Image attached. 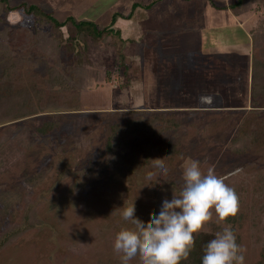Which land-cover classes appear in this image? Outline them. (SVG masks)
Returning <instances> with one entry per match:
<instances>
[{"label": "rangeland", "instance_id": "obj_1", "mask_svg": "<svg viewBox=\"0 0 264 264\" xmlns=\"http://www.w3.org/2000/svg\"><path fill=\"white\" fill-rule=\"evenodd\" d=\"M234 1L156 0L149 10L124 4L118 6L124 12L110 15L119 16L118 35L106 33L85 49H71L67 27L56 32L7 7L35 4L62 22L67 15L78 21L93 14L83 6L74 0H0V77L11 70L15 87L51 104L46 112L0 124V233L23 223L25 204L36 202L44 222L41 230L31 229L0 248V264H121L114 238L122 228L134 227L122 219L123 208L134 203L135 218L147 223L164 199L179 196L183 171L192 161L202 171L212 168L239 197L236 221L218 224L214 214L204 232L215 238L230 225L246 249L244 264L260 260L264 6L246 2L234 13L228 7ZM101 18L95 23L107 26L109 19ZM216 30L226 46L215 42ZM209 51L218 54L207 56ZM120 53L124 61L116 58ZM51 68L64 86L51 78ZM138 118L144 131L115 130L112 150L105 154L112 126ZM44 120L58 126L40 135L35 128ZM82 167L90 169L62 174ZM74 182L83 185L81 195L69 194ZM130 264H139L138 258Z\"/></svg>", "mask_w": 264, "mask_h": 264}, {"label": "clouds", "instance_id": "obj_2", "mask_svg": "<svg viewBox=\"0 0 264 264\" xmlns=\"http://www.w3.org/2000/svg\"><path fill=\"white\" fill-rule=\"evenodd\" d=\"M183 181L179 196L164 199L159 214L151 213L147 223L135 218L134 203L122 207V219L134 227L122 228L114 238L113 251L121 264L137 258L139 264H181L189 259L195 236L206 231L214 214L218 224L238 215L235 189L212 168L202 171L199 162L192 161L183 171ZM245 252L228 225L206 244L202 264H244Z\"/></svg>", "mask_w": 264, "mask_h": 264}, {"label": "trees", "instance_id": "obj_3", "mask_svg": "<svg viewBox=\"0 0 264 264\" xmlns=\"http://www.w3.org/2000/svg\"><path fill=\"white\" fill-rule=\"evenodd\" d=\"M259 1L262 6H264V0H235L232 4L228 7L230 10H234V13L242 7V5L246 2H255ZM22 10L26 14L32 15L36 20L40 23H47L52 26L54 31L59 32L62 28L67 27V37L68 43L71 49L79 48L85 49L86 45L89 41H97L103 34L110 33L113 35H118L119 30L114 29L115 20L119 17L118 14L111 16V19L107 26H99L97 23L88 20H80L75 21L72 17H68L64 21H58L51 12L45 11L43 8L39 7L38 5L31 4V3H21L15 7L8 6L7 11H18ZM122 17V16H121ZM69 25V26H68ZM71 27V28H70ZM253 35V43L252 47L256 48L257 45V34ZM62 38V36H58ZM54 50V51H53ZM51 50L53 53L57 51V48L54 47ZM79 58V57H78ZM116 58L121 61H124L123 55L117 54ZM257 60L252 58V65H256ZM51 78L55 79L58 83L62 86L65 84L64 78L56 73L54 68L50 70ZM252 81H253V74H252ZM49 83V82H48ZM16 81L15 77L12 74V71L7 69L0 77V124L19 120L21 118L27 117L29 115H33L37 111H44L46 112L45 106H50L51 104H45L47 101H44L43 98L36 97V99H32L26 90L23 88L15 87ZM50 87L52 85L48 84ZM253 86V85H252ZM254 85L252 88H255ZM56 105L53 107L55 108ZM58 108V107H57ZM56 108V109H57ZM151 123V122H150ZM145 122L138 118L137 120H127L123 124H115L112 126V134L106 140L104 152L108 154L111 152L113 147V142L115 139V130L123 131L126 135L133 134L136 132L144 131L146 128ZM56 126H58L57 121H49L44 120L41 125L35 128L36 133L40 135H47L49 134ZM87 169L90 167H82L79 170H64L63 175H74L77 176L79 174H86ZM83 185L79 182H74L72 186L69 187L68 192L71 196H75L77 193L78 195L82 194ZM36 202L33 204H25L22 209L24 210L23 213V220L21 224H18L10 229L0 233V248H5L12 244V242L27 231L31 229L41 230L43 228L44 222L41 218L37 216L36 212ZM231 222L236 221V216L234 218L228 219ZM234 231V230H233ZM237 237V236H236ZM213 234L208 232H201L200 234L195 236V247L191 251L189 259L187 261H182L181 264H202V256L203 250L206 244L213 239ZM238 243V239H237ZM255 264H264V249L260 252V260H258Z\"/></svg>", "mask_w": 264, "mask_h": 264}, {"label": "crops", "instance_id": "obj_4", "mask_svg": "<svg viewBox=\"0 0 264 264\" xmlns=\"http://www.w3.org/2000/svg\"><path fill=\"white\" fill-rule=\"evenodd\" d=\"M156 0H154V1H152V4L155 2ZM74 2H76L77 4H78V6H83L84 7V9L85 10H88V12L89 13H93L92 15H90V16H87V17H82L81 19H79L78 21H80V20H88V21H93V22H96V20L97 19H100V15H102V18H104V17H106V18H108L109 19V21H110V19H111V12H112V10L113 11H115V12H120V10H121V12H124V10H122V9H120V8H118V6H124V4L125 5H127V6H129L130 4L132 5V4H138V3H140V4H142V5H144V7H146V9H151V6H152V4H151V1H149V0H135L134 2L133 1H130V0H74ZM151 4V5H150ZM148 5H150V6H148ZM99 6H100V8H99ZM212 6V5H211ZM211 6H209V7H211ZM97 7V10H95V8ZM123 8V7H122ZM127 8V7H126ZM212 8V7H211ZM128 9V8H127ZM145 9V10H146ZM74 11H75V9H74ZM135 12H136V10H134ZM133 11V13L135 14V12ZM52 13V12H51ZM132 13V14H133ZM215 16H217L216 17V19L218 20V15H215ZM226 16V15H225ZM68 17H72L74 20L76 19L73 15H67L65 18H64V20L65 19H67ZM101 18V19H102ZM57 19V18H56ZM122 19V18H121ZM125 19V18H124ZM220 19V18H219ZM224 19V18H223ZM222 19V20H223ZM234 17H232L230 20L233 22L234 20ZM77 20V19H76ZM117 20V19H116ZM212 26H220L221 24H219V23H215V22H213L212 24H211ZM228 25V24H227ZM232 26H236V24H232ZM227 26H226V24H222V28H226ZM236 27H239V28H237L238 29V31L240 32V35L241 36H245L244 35V33H243V29L242 28H240V26H236ZM228 28H229V25H228ZM215 30V29H214ZM213 32V31H212ZM213 34H216V36H215V38H216V41L215 42H219V44H221L220 45V47L222 46V45H225V44H222V42H221V40L220 39H218V38H221L220 37V35H218V30H216ZM248 34H249V32H248ZM246 36H248L247 35V32H246ZM214 42V43H215ZM229 45H232V44H228V46ZM226 46V45H225ZM234 47H235V44L233 45ZM232 47V46H231ZM234 47H232V48H234ZM213 50V49H212ZM215 50V49H214ZM219 52H220V50H219ZM212 52L211 51H209V52H207V56H211L212 57V55L213 54H218V52H216V53H213V54H211ZM246 58L247 59H251V56H249V53L248 52H246Z\"/></svg>", "mask_w": 264, "mask_h": 264}]
</instances>
